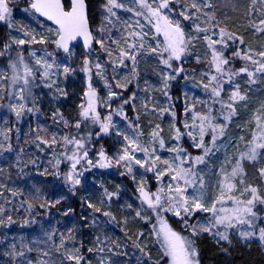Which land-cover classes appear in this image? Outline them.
I'll list each match as a JSON object with an SVG mask.
<instances>
[{"label":"rangeland","instance_id":"1","mask_svg":"<svg viewBox=\"0 0 264 264\" xmlns=\"http://www.w3.org/2000/svg\"><path fill=\"white\" fill-rule=\"evenodd\" d=\"M237 0H170L169 10H164L165 14L169 16L170 19L179 20L181 22V27L183 28L186 37L192 36L195 39L189 44L186 53L181 57L180 60L171 61L172 67L168 68L165 66L161 59L162 57L159 54H154L150 51L148 45H151L153 48L159 46L161 49L163 48V35H159L158 37L155 34V30L151 28V25L147 23V21L143 17H137L135 15V10H139V5L134 3V0H118V2L123 3L125 8L123 9H113L116 13L115 16H111L110 13L106 10L107 0H103L101 4H99L100 11L98 14L103 18V26L100 24L95 28L96 32H94L95 39H100L101 37L105 40L106 48L110 47L113 51L112 57H109L107 51L102 49L99 44L96 43V47L91 51L90 58L88 59L90 63H93V68L91 69V84L92 87L96 90L98 102H97V111L99 112L101 119L108 116L110 113L112 114V124L114 128H112V132L110 135L109 143L111 144V153L109 158L112 159V162L115 163V158H117L121 153L126 141H124L123 136L116 135V131L123 133L129 137H138V142L142 145H150L151 138L150 133L156 129V125L160 126V136L163 138L165 142L164 149H160L158 144L156 145V155L160 156L161 159H169L171 160L176 153L173 151H169L168 149L180 147L184 150V153L191 158H195L197 156H204V151L201 148H197L193 139L187 135L189 129L184 127V124L187 122L188 124L192 123V111L186 112L185 109H193L196 112L201 114L209 113L212 117L211 124L222 125L223 126V134H217V139L215 141V146L212 144V128L209 127L206 131L204 137V143L212 150L206 156H204V162L200 164H195L193 166V170L196 173L194 179L196 180L195 188L199 189V192H194L192 187H189L186 195L191 197L194 194H202L204 200L210 205L212 200L218 195V185L224 173H230L232 168L235 165L236 160L239 158L241 152L246 151V142L252 139V135L254 131H257L254 117L257 115L264 114V72H257L256 68L258 65L251 64L250 61H245L238 57H234L233 53L237 50L243 52H252L258 53L264 51V31L255 32V34H250L249 42L253 44H245L244 37L241 34L234 33L232 31H228L224 26L218 24L213 17H210L209 14L214 13L213 7L216 3L223 5H232ZM248 3L252 2V17L257 18L258 20L264 19V0H247ZM31 0H10L9 7L11 9V16L9 18V22L0 21L1 24L5 25L7 31H9V38L13 48L16 52L15 57L12 60H8L6 63L1 59L0 60V97H4L7 92V98L5 96L3 103H0V169H8L9 161H10V132H17L18 126L15 124V119L11 118L9 115H13L14 117L21 120V116L24 114L26 116L25 121H29L38 117L43 111L44 116L48 119H52L51 127L53 126L54 119L56 120L57 125L52 128L51 136L56 137V142L60 140L62 137H59V125H64V130L62 134L71 133V129L74 123H72V118L70 123H65L66 119H62L59 117L58 111L55 109L54 105L59 98L63 95V80L60 77H63V67L67 66L73 69L69 75H71L76 80V85H79L83 88V99L81 101L73 99V108L70 109V113L75 112V115L80 117L81 126L80 130H84L79 139H83L86 144L90 139L89 134L96 135L99 132V125L93 124L90 120L83 121L80 116L82 104H86L87 100L85 98V91L88 89L89 77L88 73L83 71L84 62L80 64L79 57L77 54V50H70L68 54L63 57L57 54L58 48L54 44H39V43H25L24 45H17L14 41L18 39L27 40L28 37H25V32H32L37 34V38L39 35H49L54 38L53 33H49V29L55 30L56 28L53 25L45 26L42 22H46L34 13V11L29 7ZM151 2V0H150ZM195 2L200 7V11L197 12L196 9L191 8V4ZM98 6V5H97ZM155 6V5H153ZM96 7V6H95ZM128 8H132L133 11H128ZM181 11H185L192 18L185 20L182 16L179 15ZM111 20V23H108V20ZM137 21L140 24L144 25L142 29L143 32L148 33L147 36L143 38V42L145 43V48L137 54L136 62H135V71H133V63L131 61H125L126 66L119 65L118 63H114L117 57V45L112 43L114 40H118L121 42L120 46H124V39L128 38L129 42L137 43V45L141 42L139 40L133 41L131 37H129V32L136 31L140 32L141 29L137 26ZM260 21L258 24L260 25ZM199 24L202 28H208L209 31L207 33L197 32L195 29V25ZM11 25V26H10ZM131 25V27H129ZM258 27V26H257ZM260 27H264L260 25ZM104 29L103 32L100 29ZM251 29V27H249ZM220 29H224L226 32L234 34L236 37H239L243 40V44H240L239 40L232 41L227 40V46L216 45V48L222 50L224 58L229 60L228 65L225 66L227 72L225 75L220 77L219 83L222 85V90L220 92L219 97H213L211 95V91L205 90L203 85L209 82L210 75L215 74L210 70L209 61H211V49L208 48L207 42L204 40L205 35H210L214 40H219V31ZM262 37V38H261ZM251 39V40H250ZM257 43L262 41V45ZM45 50L48 53H51L52 56L49 57V62H52L53 59L55 63L59 65V68L55 66L51 69L52 73L55 75L52 76V80H55V84L53 87L45 86V82L41 79L40 72L37 71L36 78L31 84V93L32 95L26 97V100L19 101L15 97V93L18 91L20 85H13L11 82L12 69L11 64L17 61L18 53L22 52L25 62L30 66H35V58L30 55L31 52L35 51L36 57H43ZM59 51V50H58ZM3 52V51H2ZM1 52V53H2ZM167 53H163V58H167ZM156 58V60H153ZM253 58L256 60H261L262 58L258 55H253ZM93 59V60H92ZM153 60V61H152ZM235 60H238L240 64L236 63ZM154 62L157 68V79L154 82H146L144 81V76H139L142 72L140 71L141 63ZM99 62L103 66V76L107 79L109 84L113 85L111 91L117 93L116 96H113L109 99L108 93L109 88L105 86L104 79L101 76L97 75V69L95 68V64ZM248 66L249 71H252L254 74L252 77H249L246 73H241L240 75L231 76V73L237 72L240 68ZM38 67V66H37ZM107 68H109L112 73L111 76L107 72ZM183 69V71H179V69ZM115 69V71H114ZM208 75H205V74ZM145 74V73H144ZM8 77V79H3L2 77ZM172 76L174 78L167 80V88L164 87V80L166 77ZM231 77V78H230ZM119 81L122 84H134V88L132 90H128V100H131V103L134 105H138L143 112L144 125L146 128L142 130V125L138 121L137 110L133 111L130 114L131 123L127 124V118L124 116L123 111L121 113V102L123 100H118L120 97L118 92L123 93L124 87L117 88L115 84ZM157 81V82H156ZM8 85L7 89H4V85ZM49 83L51 81H48ZM175 83L178 85L180 89V94L182 96L181 110L178 114L175 110L173 96L170 94V83ZM37 83L39 85H37ZM142 83L148 85V88H143ZM169 83V84H168ZM215 83V82H213ZM142 86V87H141ZM238 90L241 95L246 97L245 100H238L233 105L235 108V114L231 116L230 119H225L228 115L230 109L225 107V105L232 103L230 97L233 91ZM126 87V86H125ZM12 94V95H10ZM75 95V94H74ZM134 97V98H133ZM74 98V97H72ZM119 102L120 104L116 103ZM112 102H115L112 104ZM18 103H25L26 106L24 112L17 117L16 112L12 110V105H16ZM247 104L250 107V114H246L236 122L234 121L237 117L236 109L241 106ZM27 108H32L33 111H27ZM164 109H168V111H163ZM175 112V117H173L172 113ZM28 118L30 120H28ZM234 121V122H233ZM36 125V123H35ZM237 128L235 129V127ZM242 126L243 128H239ZM180 129L183 135L179 140L173 139L175 132L174 129ZM239 128V129H238ZM235 129V130H234ZM193 135L199 137L198 129H194ZM240 132V133H239ZM98 137L106 138L107 134H101ZM242 138V139H241ZM91 144V143H90ZM90 144L88 146H90ZM59 145V144H58ZM7 149V150H6ZM71 145L66 146V152L71 155ZM9 153V155H5ZM182 153V155H184ZM136 157L139 159L144 158V154L141 152H137ZM8 157V159H7ZM187 158V157H186ZM11 162V161H10ZM96 166H91V168L85 170L83 172V182L86 179H89L95 175H99L100 172L106 170V172H111L109 169L111 167H99L96 164V161L93 162ZM247 164L255 165V180L252 181L250 178L247 179ZM120 166V165H119ZM188 164H185V167H188ZM69 167H66V173L69 171ZM123 171L129 175L131 179H133L136 189L135 191L129 190V196L131 200L135 203L134 209H131L135 216L137 211L141 212V216L144 218L150 219V225L147 227L150 230V234L153 240H157L155 242L157 244V252L160 257V264H169L170 258L165 254V249L162 245V237L157 236V231L159 230L160 224L159 220L163 219L168 223V225L180 235L190 238L194 240V236L192 235V229L189 226H186L184 220L180 217L174 215L172 211H159L154 212L152 209L147 207V204L142 202L141 195L139 192V187L143 186L146 191L149 193H156L158 189L163 187L165 191H167V187L169 183H171V178L168 175L163 177V180L160 181L157 179L155 172L146 171L144 168H140L138 165L133 164L132 172L128 173L127 169L123 166H120ZM163 168V165H161ZM244 168V176H243V185L239 184V179L237 178V186L241 190L244 187L249 185L256 187L258 190V194L261 197H264V176H261L260 170L264 169V153L257 157L255 161L245 160L243 162ZM83 169V168H82ZM223 169V171H221ZM77 171L80 172L79 166H77ZM88 175V176H87ZM63 176V175H62ZM86 177V179H85ZM97 177V176H96ZM85 179V180H84ZM203 180V188L200 187V181ZM111 182L117 183L118 180L114 177L110 178ZM103 182V181H101ZM80 184V183H79ZM118 186L121 189H125L126 186ZM9 185L0 184V188L8 189ZM10 189V188H9ZM7 190L3 195L5 197H9L8 201L12 202L14 206L17 207V210L22 211L26 216L28 215V205L30 203L19 201L17 195H14L12 190ZM123 189V190H124ZM107 191V190H106ZM108 193V192H107ZM16 194V192H15ZM10 195V196H9ZM239 195V192L236 193ZM106 202L102 205V211H100L101 221H96V218H92L90 222L91 230L99 232L101 235L99 238L94 237V240L99 242L97 244V248H100V255L103 252L109 251L107 246L111 244L109 242V223L107 217L102 214L104 212H110L112 209L110 199L106 194ZM248 198L247 194L245 197ZM226 207H230L231 205H225ZM132 206L130 205V208ZM165 207H167L165 205ZM1 209V208H0ZM10 207L8 208V210ZM37 208L33 207L32 216H36ZM254 212H256V218L253 221L251 226L249 225H237L233 228L227 229L226 234L228 236H236L242 241H257L261 247L264 248V242L259 239V230L264 228V204L256 203L254 207ZM3 213V218L8 212L0 211V214ZM183 215V214H182ZM103 217V218H102ZM174 217V218H172ZM3 218L0 220L2 221ZM143 218V219H144ZM9 219V218H8ZM6 219V220H8ZM175 219V220H173ZM184 219L187 220L188 225L192 226H201L207 225L211 222V214L203 211H195L193 215L185 216ZM178 221L179 223H177ZM125 223H123L124 225ZM146 227V225L144 226ZM187 229L188 233H184L182 230L177 229ZM123 226L121 225V229ZM125 228V225H124ZM69 230V228H68ZM219 231L221 233L225 232L224 226L220 225L216 228H213L212 236L216 239L221 240L219 236L215 235V233ZM249 231L253 232L254 235L248 238H244L240 235L241 232ZM121 233V230H120ZM208 233V232H201ZM63 237V234H60ZM121 238V246L125 248L129 256L132 258L135 256L134 248H128L127 240H123ZM118 242V245L120 244ZM77 246L73 247L75 253L80 254V250L77 251ZM73 252V251H72ZM104 253V254H105ZM73 255V253H72ZM148 253H145V256H148ZM156 257V258H157ZM145 263V262H143ZM154 263V262H152ZM150 263V264H152Z\"/></svg>","mask_w":264,"mask_h":264},{"label":"trees","instance_id":"2","mask_svg":"<svg viewBox=\"0 0 264 264\" xmlns=\"http://www.w3.org/2000/svg\"><path fill=\"white\" fill-rule=\"evenodd\" d=\"M86 2L89 22L94 33L99 24L103 26L105 23L98 14V11H100L99 4L103 0H86ZM64 4L66 8L69 5L67 0H64ZM252 6V2L248 3L247 0H237L230 6H221L216 3L211 7L214 13L209 14V16L213 17L218 24L224 26L228 31L241 34L244 37L245 44L252 45L255 39L252 37L253 41L249 42L247 37L249 38L250 34L257 33L256 28L257 26L260 27L258 24L260 20L253 18L251 15ZM42 23L46 27L50 26L46 22ZM9 36V31H7L5 25L0 23V53L3 51L0 60L2 59L5 63L12 60L16 54ZM261 43L262 41L259 43L256 41L255 46ZM95 47L96 43L93 48ZM71 49L78 51L80 64L85 59L90 58L92 51L85 53L79 44H75ZM56 53L63 57L67 55L58 50ZM153 60H156V58ZM235 61L240 64L238 60ZM91 65L94 69L93 63ZM107 69L111 76L112 71L109 68ZM139 69L142 72L139 76L143 75L144 81L154 82L157 79L158 70L154 62L145 61V63H141ZM63 75V77H60L64 82L62 85L63 96L57 100L54 107L58 111L59 117L62 116L68 123L72 118V123L76 124L77 121H81L80 117L75 115V112L70 113V109L73 108V99L78 101L83 99V88L76 85V80L71 75ZM37 85L39 84L37 83ZM142 86L148 88V85L144 83H142ZM134 87V84L130 83L124 87L123 93L118 92L120 96L118 100L122 99L123 102H121L122 105L118 101L116 103L120 104L123 114L127 118L128 126L132 122L130 114L136 109L138 121L142 125V130H144L146 128L144 125V110L142 111L138 105L131 102L124 103L129 97L128 90H132ZM169 87L175 110L179 114L181 110L180 100H182L180 89L175 83H170ZM7 88L6 82L4 89ZM5 96L7 98V92ZM5 96L0 98V103H3ZM114 103L112 102V104ZM250 112L251 110L248 113L250 114ZM9 116L15 119L18 128L14 130L17 132H10L9 148L11 153L9 152V155L5 151V155L10 156L11 162L9 161L8 169H0V184L9 185L7 188H10L9 190L17 195L19 201L30 203L29 205H32V207L28 208V215L26 216L22 211L17 210L12 202L8 201L9 197H5L3 188H0V208L3 212L9 213H6L4 218L3 213L0 214V220L3 218V223H0V264H76L74 260L67 259L68 255L72 253L82 257L80 264H150L152 262H154L152 264H160L161 259L157 257L159 254L155 243L157 240L154 241L152 236L149 235L150 230L147 227L150 225V219L144 218V216H141L144 219L135 216L131 210L134 209L135 203L129 196V190L135 191L136 186L133 179L119 165L112 162L111 169H109L111 171L110 175L106 172L107 169H103L99 175L89 179L85 177L86 180L84 179L83 184L84 177L81 174L79 176L80 184L75 185V187L66 181V167L70 166V162L63 155L67 153L63 138L69 136L79 139L84 130L77 129L73 125L71 133L62 134L64 125H59L58 135L62 138L53 144L51 131L57 123L54 119L51 127L52 119L50 120L44 116L43 111L32 120L28 118L30 122L25 121L26 116L24 114L21 116V120L13 115ZM239 128L243 127L240 126ZM112 130L110 129L106 138L91 134L85 148L88 151V159L92 162L99 160L101 150L109 157L111 153L109 139ZM44 140L48 143H42ZM89 144L90 146H88ZM67 155H70V152ZM57 160H60L58 166L56 165ZM77 166L81 170L80 173L91 168L84 161H81V164ZM254 172L255 165L247 164V179L250 178L254 181L256 177ZM112 177L118 180L119 185L126 186V188H123V190L118 186V182H111L110 178ZM8 189H5V192ZM107 192L113 194L110 198L111 217L106 216L109 220V242H111L107 248L111 250L100 255L101 247L97 248L96 245H99V242L94 240L93 236L99 238L101 235L99 232L91 230L90 222L94 217L97 222L98 220L101 221V212L95 211V208L98 207L102 211L101 207L106 202L105 195ZM89 203L94 207H89ZM41 204L44 206L41 207ZM33 207L37 208L35 211L36 216H32ZM9 217H11V222H9ZM123 223H125V228ZM121 225L123 226L122 229ZM145 225L146 227H144ZM179 230L188 233L187 229ZM141 233L142 235H140ZM60 234H63V237ZM123 237V240L128 242V248L135 247L133 249L135 256L132 258L121 246V242L118 241ZM194 237L199 264H264V248L257 241H242L231 235L228 236L227 241L218 240L209 233H202ZM62 238L65 241L63 246L60 243ZM118 242H120L119 245ZM13 245H15L17 253L23 252V256L9 254L12 252ZM74 246L80 248L77 250H80V254L75 253ZM45 253L47 254L45 255ZM145 253H148L149 257L145 256Z\"/></svg>","mask_w":264,"mask_h":264},{"label":"snow or ice","instance_id":"3","mask_svg":"<svg viewBox=\"0 0 264 264\" xmlns=\"http://www.w3.org/2000/svg\"><path fill=\"white\" fill-rule=\"evenodd\" d=\"M9 3L10 0H0V21L9 22V18L11 16ZM134 3L139 5V10H135V15L137 17H143L147 23L151 25V28L155 30L157 37L161 34L163 35V48L161 49L159 46L153 48L151 45H148L150 51L154 54H159L162 57L161 62L168 68H171V61L180 60L181 57L186 53L189 44L195 38L190 35L186 37L185 32L181 27V22L179 20L170 19L169 16L165 14L164 10L167 9L170 11V0H151V2L150 0H134ZM105 7L111 16H115L116 13L113 11V9H123L125 8V5L118 2V0H107ZM31 8L41 16L52 21L57 26L55 30H48L49 33H53L54 31V38L44 34L39 35V38H37V34L25 32L24 35L25 37H28V39L15 40L14 42L17 45H24L25 43H51L54 44L56 48L63 49L64 52L68 53L70 43L76 40L78 37H82L85 48H91L94 37L89 30L85 0H71L70 8H66L62 0H33ZM191 8L196 9L197 12L200 11V7L195 2L191 4ZM127 10L133 11L132 8H128ZM179 15L185 20L192 18L185 11H181ZM111 22L112 21L109 19L108 23ZM260 25L264 26V19L260 21ZM137 26L141 29V31H132L129 32L128 35L133 41H141L138 45L137 43L129 42L128 38L124 39L123 47L120 46V41H112V43L117 45V57L114 63L126 66L125 61H131L133 63V71H135L134 66L137 54L145 48L143 38L148 35V33L142 31L144 25L140 24L139 21H137ZM129 27H131V25H129ZM195 29L197 32L207 33L209 31L208 28H202L199 24L195 25ZM100 31L103 32L104 29L102 28ZM256 31H264V27H257ZM219 36V40H214L210 35H205L203 37L207 42L208 48L211 49L212 59L209 61V64L210 70L215 73L210 75L209 82L204 84L203 87L205 90L210 89L211 95L213 97L220 96L222 85L219 83V79L226 74L227 69L225 66L229 63V60L224 58L222 50L217 49L216 45L219 44L226 47L227 43L225 38L232 41L239 40L240 44H243V40L241 38L226 32L224 29H220ZM95 43L99 44L102 49H105L109 57H112L113 51L109 48H106L103 37L96 39ZM163 53L168 54L167 58H163ZM2 54L3 53H0V55ZM30 55L35 58V66H30L25 62L22 52L18 53L17 61L11 64V82L13 85H20L18 91L15 93V97L19 101H24L26 100V97L32 95L31 84L36 78L37 71L40 72L41 79L45 82V86L53 87L55 80H52V76L55 75V73H52L51 69H53L54 66L56 68L60 67L55 63L54 59L52 62H49L48 58L51 57L52 54L48 53L46 50L43 57H36L35 51L31 52ZM253 55H258L262 59L256 60L253 58ZM233 56L245 61H250L253 65H258L256 71L264 72V51L253 54L250 51L243 52L237 50L233 53ZM94 66L97 69L96 74L104 79L105 86L109 88V99H111L113 96H116L117 93L111 91L113 85L109 84L107 79L103 76V66L99 62H97ZM91 69L92 65L90 61L85 59L83 71L89 74V84L88 90L85 93L87 102L86 104H82L80 106V116L83 121L90 120L93 124L99 125V132L96 133V135L99 136L101 134H108L110 129L114 128V125L112 124L111 113L101 119V116L97 111L98 97L96 90L91 84ZM71 71H73V69L70 67H63V74L67 75ZM179 71H183V69L181 68ZM241 73H246L249 77H252L254 74L252 71H249V68L246 65L245 67L240 68L237 72L231 73V76L240 75ZM205 75L208 74L206 73ZM2 78L8 79L6 76ZM172 78L174 77L168 76L165 78V88L168 86L167 80ZM48 81L51 82L49 83ZM125 86L126 83L122 84L119 81H117L115 84V87L117 88ZM230 99L232 103L225 105V107L230 109L228 115L225 117L226 120L230 119L231 116L235 114V108L233 106L235 102L238 100H245L246 97L240 94L237 86V90L233 91ZM130 102L131 100L124 101L125 104ZM11 107L12 110L16 112L17 117H19L24 112L26 105L25 103H18L16 105H12ZM27 111L31 112L33 109L27 108ZM120 111L122 113V109ZM163 111H168V109H164ZM185 111H192V123L188 124L186 122L184 124V127L189 129L187 135L193 139L197 148L203 149L204 156H206L212 150L204 143V137L207 129L209 127L212 128L213 135L211 139L213 146H215L217 134H223V126H213L211 124V110H209V113L201 114L196 112L193 106V109H185ZM172 115L175 117V112H173ZM60 118L63 119L62 116ZM254 120L257 131H254L252 139L246 142V151L240 153L239 158L236 160L231 172L223 174L218 185V195L215 196L210 205L204 200L202 194H194L191 197L186 195L189 187H192L194 192H199V189L195 188L196 180L194 177L196 176V173L193 170V166L195 164L203 163L204 156L191 158L190 156H187L186 153H184L182 148L176 147L168 149L169 151L176 153V155L171 160L161 159L160 156L156 155V145L158 144L160 149H164L165 142L160 136L161 130L159 125H156V129L150 133L151 143L148 146L140 144L138 142V137H129L117 130L116 135H122L124 141H126V144L122 149V153L117 158H115V163L125 167L128 173L132 172L133 164L138 165L140 168H144L146 171L155 172L157 179L160 181L163 180L165 175L170 176L171 183H169L167 191L161 187L156 193H149L143 186H140L138 190L140 192L142 202L147 204V207L152 209L154 212L172 211L174 215L184 220L186 226L191 227L193 236H197L201 232H208L212 234L213 228L222 225L225 228V232L221 233L217 231L215 235L219 236L221 240L227 241L229 239L228 235L226 234L227 229L233 228L237 225L251 226L256 218V212L253 210L256 203L264 204V197H261L258 194L256 187L249 185L241 190L238 188L236 183L237 178H240L239 184L243 185L244 183L243 162L245 160L255 161L258 156L264 153V114L255 116ZM65 123L67 124V121H65ZM80 126L81 121H77L75 127L79 129ZM194 129H198V139L193 135L192 130ZM174 132L175 135L173 139L175 140H179L183 135V133H181L180 129L178 128H175ZM42 143L47 144L48 141L44 140ZM52 143H56L55 136L52 137ZM63 143L65 146H72L71 155H67V153L63 155L65 156V159L70 162L69 171L65 174V179L68 183L75 187V185L80 183L79 176L82 174L77 171V165L81 164V161H84L89 166L96 165H94L93 162L88 159V151L85 148L83 139L65 136L63 138ZM137 152L144 154L143 160L136 157L135 154ZM182 153H184V155H182ZM59 163L60 160H57L56 165L58 166ZM96 164L102 168L110 167L112 166V159H110L104 153V151L101 150L99 152V160L96 162ZM185 164H188L189 166L185 167ZM161 165H163V168H161ZM221 171H223V169H221ZM260 174L261 176H264V169L260 170ZM200 187L203 188L202 179L200 181ZM237 192H239V195H236ZM106 194L108 195L109 199L111 198V195H113L110 193ZM245 194H247L248 198H243L245 197ZM228 204L231 206L226 207L225 205ZM165 205L167 207H165ZM43 206L44 205L41 204V207ZM88 206L94 207V205L91 203H89ZM29 207L31 208L32 205H29ZM197 210L210 213L211 222L207 225L201 226L188 225V222L186 219H184V217H190ZM0 211H2V209H0ZM95 211L99 212L101 209L96 207ZM103 214L105 216L111 217L110 212H104ZM136 215L141 217V212L137 211ZM9 222H11V217H9ZM0 223H3V221H0ZM159 224L160 227L156 234L158 237H162V245L165 249V254L170 258L169 264H199L198 251L195 247V241L193 239L186 238L174 231L163 219L159 220ZM140 235H142V233ZM240 235L244 238H248L253 236L254 233L244 231L241 232ZM259 239L260 241L264 242V228L259 230ZM60 243L61 246L64 245L65 241L63 238L61 239ZM89 251H91V249H89ZM9 254L23 256V252L17 253L15 251V245H13L12 252ZM46 254L47 253H45V255ZM67 259L74 260L76 264H80L82 257L79 255L69 254Z\"/></svg>","mask_w":264,"mask_h":264},{"label":"water","instance_id":"4","mask_svg":"<svg viewBox=\"0 0 264 264\" xmlns=\"http://www.w3.org/2000/svg\"><path fill=\"white\" fill-rule=\"evenodd\" d=\"M67 1L69 2V7H68V8H70L71 0H67ZM62 2L64 3V0H62ZM32 3H33V0L31 1L30 5H29L30 8H31V4H32ZM85 4H86L87 17H88V5H87L86 0H85ZM31 9H32V8H31ZM32 10H33V9H32ZM33 11H34V10H33ZM34 13H35L37 16H39L41 19H43V20H45L46 22H48L49 24L53 25L55 28L57 27L52 21L48 20L46 17L41 16L39 13H37V12H35V11H34ZM88 24H89V30H90L91 33H92L91 25H90L89 19H88ZM92 35H93V33H92ZM93 37H94V35H93ZM94 42H95V39H94L93 42H92V46H93ZM76 43H80V44L82 45V47H83V49H84L85 52H89L90 49L92 48V46H91V48H85L83 38H82V37H78L76 40H74V41H72V42L70 43V45H69V50H70L71 46H73V45L76 44ZM59 50H60L61 52H63V53H66V52L63 51V49H59ZM86 92H87V91H86ZM86 99H87V98H86Z\"/></svg>","mask_w":264,"mask_h":264},{"label":"bare ground","instance_id":"5","mask_svg":"<svg viewBox=\"0 0 264 264\" xmlns=\"http://www.w3.org/2000/svg\"><path fill=\"white\" fill-rule=\"evenodd\" d=\"M250 106L249 105H247V104H244V105H241V106H239L236 110V114H237V117H236V119L234 120L235 122L237 121V120H239L240 118H242L243 116H245L246 114H248V112H249V110H250V108H249ZM233 121V122H234ZM110 148H111V144H110ZM109 175H110V172H107Z\"/></svg>","mask_w":264,"mask_h":264}]
</instances>
